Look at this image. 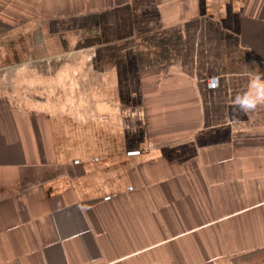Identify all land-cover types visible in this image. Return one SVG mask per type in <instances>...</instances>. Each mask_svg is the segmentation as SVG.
I'll list each match as a JSON object with an SVG mask.
<instances>
[{
	"label": "crops",
	"instance_id": "0c3cea01",
	"mask_svg": "<svg viewBox=\"0 0 264 264\" xmlns=\"http://www.w3.org/2000/svg\"><path fill=\"white\" fill-rule=\"evenodd\" d=\"M69 51L89 122L0 100V264H264V0H0V70Z\"/></svg>",
	"mask_w": 264,
	"mask_h": 264
},
{
	"label": "rangeland",
	"instance_id": "374dc122",
	"mask_svg": "<svg viewBox=\"0 0 264 264\" xmlns=\"http://www.w3.org/2000/svg\"><path fill=\"white\" fill-rule=\"evenodd\" d=\"M67 54H63L64 58H49L43 63L26 62L0 70V100L20 107L37 105L43 107V112H47L46 108H55L65 113H68L67 103H71L76 105V114L83 112L85 101L93 102L88 94L91 84L82 68L89 63V56L84 53L77 58L80 54L74 51ZM81 58L85 63H81Z\"/></svg>",
	"mask_w": 264,
	"mask_h": 264
},
{
	"label": "clouds",
	"instance_id": "9594fccd",
	"mask_svg": "<svg viewBox=\"0 0 264 264\" xmlns=\"http://www.w3.org/2000/svg\"><path fill=\"white\" fill-rule=\"evenodd\" d=\"M233 106L245 115L264 106V74L256 71L250 76L247 90L234 97Z\"/></svg>",
	"mask_w": 264,
	"mask_h": 264
},
{
	"label": "built area",
	"instance_id": "2783aa9c",
	"mask_svg": "<svg viewBox=\"0 0 264 264\" xmlns=\"http://www.w3.org/2000/svg\"><path fill=\"white\" fill-rule=\"evenodd\" d=\"M89 62H92V57H89ZM89 97H87L86 99H88ZM90 102L89 101H85L84 106L82 107V111L83 112H78L76 114V105L71 104V103H67L66 105V109H68V114L70 116H72L76 121L80 122L81 124H86L87 122H89L91 120V118L94 117V112L92 110L91 105H89Z\"/></svg>",
	"mask_w": 264,
	"mask_h": 264
}]
</instances>
